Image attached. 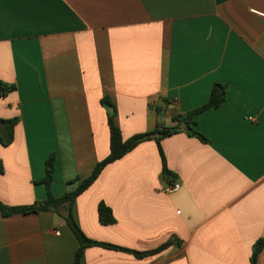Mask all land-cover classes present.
<instances>
[{
	"label": "crops",
	"instance_id": "0c3cea01",
	"mask_svg": "<svg viewBox=\"0 0 264 264\" xmlns=\"http://www.w3.org/2000/svg\"><path fill=\"white\" fill-rule=\"evenodd\" d=\"M0 201L75 191L110 154L109 99L124 140L173 127L226 88L194 127L165 138L170 178L153 140L108 165L78 197L85 235L124 249H86L80 264H251L264 239V0H0ZM179 183L167 194L164 186ZM105 203L116 223L103 225ZM80 244L52 212L0 214V264H74ZM258 264H264V249Z\"/></svg>",
	"mask_w": 264,
	"mask_h": 264
},
{
	"label": "trees",
	"instance_id": "16d2710c",
	"mask_svg": "<svg viewBox=\"0 0 264 264\" xmlns=\"http://www.w3.org/2000/svg\"><path fill=\"white\" fill-rule=\"evenodd\" d=\"M15 90L16 86L0 82V98L6 97ZM225 100L226 88L221 84H216L213 88L210 100L207 104L187 114H174L172 116V120L175 123V126L163 128L157 127L153 131L137 134L132 136L128 140H124L122 130L116 123V107L109 99L104 98L102 100V104L108 110V124L110 128V154L96 165L92 174L87 179L80 182L78 188L75 191H71L61 197H57L52 191L57 162V155L53 153L48 157L45 162V176L39 182L41 184H44L46 187V198L43 200L35 201L33 204L26 206H8L0 201V214L4 217H10L13 215H27L40 212H52L62 216L80 244V248L76 254L74 264H80L86 249L92 247H101L109 250L125 251L134 255L137 258H144L157 254L166 247L172 245L173 240H170L168 243L158 248L157 250L148 252H137L88 238L82 231L74 217V205L76 203V200L97 181L102 171L108 165L122 159L134 149H136L140 144L146 141L153 140L157 143L164 164L163 177L170 178L171 173L166 165V160L161 144L162 141L165 138L177 134L184 129L187 130L190 135L198 136L206 142L207 139L200 135L194 127L197 125L199 117L204 111L211 108H219L225 102ZM1 123L7 125L10 131V137L8 141H5L0 133V143L4 146H9L14 139V127L18 123V118L11 120H4L0 118V124ZM98 213L99 220L103 225H112L116 223V218L114 217L112 210L108 206H106L105 203L99 204ZM263 249L264 239H259L253 248L251 264H258L260 254L262 253Z\"/></svg>",
	"mask_w": 264,
	"mask_h": 264
},
{
	"label": "built area",
	"instance_id": "2783aa9c",
	"mask_svg": "<svg viewBox=\"0 0 264 264\" xmlns=\"http://www.w3.org/2000/svg\"><path fill=\"white\" fill-rule=\"evenodd\" d=\"M181 185L179 183L169 184L164 186L163 192L167 194H173L180 191Z\"/></svg>",
	"mask_w": 264,
	"mask_h": 264
},
{
	"label": "water",
	"instance_id": "95a60500",
	"mask_svg": "<svg viewBox=\"0 0 264 264\" xmlns=\"http://www.w3.org/2000/svg\"><path fill=\"white\" fill-rule=\"evenodd\" d=\"M0 133H1V135H2V137H3V139L5 141H8L9 140L10 131H9V129H8V127H7L6 124H4V123H1L0 124Z\"/></svg>",
	"mask_w": 264,
	"mask_h": 264
}]
</instances>
